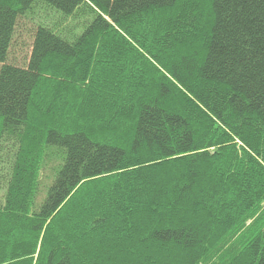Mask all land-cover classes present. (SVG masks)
I'll return each mask as SVG.
<instances>
[{"label":"trees","instance_id":"16d2710c","mask_svg":"<svg viewBox=\"0 0 264 264\" xmlns=\"http://www.w3.org/2000/svg\"><path fill=\"white\" fill-rule=\"evenodd\" d=\"M0 264H264V0H0Z\"/></svg>","mask_w":264,"mask_h":264},{"label":"rangeland","instance_id":"374dc122","mask_svg":"<svg viewBox=\"0 0 264 264\" xmlns=\"http://www.w3.org/2000/svg\"><path fill=\"white\" fill-rule=\"evenodd\" d=\"M46 15L47 13H45L44 11L40 12L39 15H37L34 19L24 20L20 24L15 38L14 46L10 54L11 62L18 63L20 65H25L27 63L32 51L34 32L37 27V23ZM48 16H50L49 19L51 21L55 18L53 13L49 14ZM52 172L53 171L51 167V169L48 168L46 172H43V174L48 173L49 175H52Z\"/></svg>","mask_w":264,"mask_h":264}]
</instances>
